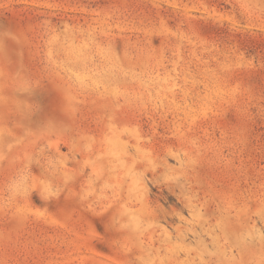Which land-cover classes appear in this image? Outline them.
Listing matches in <instances>:
<instances>
[{
	"label": "rangeland",
	"instance_id": "rangeland-1",
	"mask_svg": "<svg viewBox=\"0 0 264 264\" xmlns=\"http://www.w3.org/2000/svg\"><path fill=\"white\" fill-rule=\"evenodd\" d=\"M0 264H264V0H0Z\"/></svg>",
	"mask_w": 264,
	"mask_h": 264
}]
</instances>
